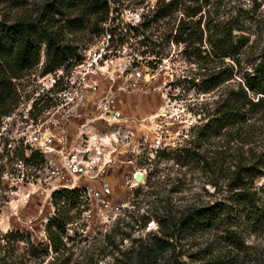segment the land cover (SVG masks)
<instances>
[{"label": "rangeland", "instance_id": "374dc122", "mask_svg": "<svg viewBox=\"0 0 264 264\" xmlns=\"http://www.w3.org/2000/svg\"><path fill=\"white\" fill-rule=\"evenodd\" d=\"M49 1L0 0V17L34 19ZM111 1L117 9H111L99 32L90 31L94 16L85 27L66 31L65 41L78 45V51L61 69L44 73L48 60L43 52L39 64L15 79L17 106L0 135V254L24 256L30 243L47 240L45 224L55 213L52 193L75 189L76 179L64 169L61 153L89 145L90 165L79 176L84 198L69 211L74 215L79 207H86L67 227L71 236L76 231L82 234L75 243L68 242L73 245L70 264H143L137 261V251L153 246V241L164 246L157 247L155 260L146 264L212 259L223 260L220 264H264V223L252 226L231 220L196 233H183L176 226L190 208L229 198L226 176L234 169L233 161L243 157L249 161L264 148V108L239 129H223L201 143L200 152L219 151L216 162L223 161L224 168L218 173L203 163H177L171 151L198 122L193 104L202 98L188 80L203 70L185 57L183 45L161 37V31L178 23L183 13L150 22L147 30L134 35L127 29L152 16L157 0ZM201 1L203 26L234 27L233 39L245 42L236 56L240 64L234 66L235 61L226 58L208 67L233 65L243 73L264 50V0ZM96 58L100 65L109 64L107 71L98 67V73L86 75ZM136 67L142 70L139 80L130 75ZM239 73L204 99L216 100L238 85ZM66 84L79 89L69 104L67 94L60 93ZM131 91L146 93L125 103ZM105 100H115L122 120L102 117L106 116ZM48 101L62 107L47 120L42 115L49 109ZM215 106L213 102L211 107ZM24 115L42 117L45 128L53 129L55 147L60 150L53 157L56 164L43 155L45 161L36 169L20 159L32 153L18 138L27 120ZM240 134L248 143L241 142ZM140 172L143 177L138 180L135 175ZM250 184L264 211V174ZM52 259L49 255L43 262L31 259L28 263L49 264Z\"/></svg>", "mask_w": 264, "mask_h": 264}, {"label": "trees", "instance_id": "16d2710c", "mask_svg": "<svg viewBox=\"0 0 264 264\" xmlns=\"http://www.w3.org/2000/svg\"><path fill=\"white\" fill-rule=\"evenodd\" d=\"M203 6L201 0H157L152 10L153 15L140 24L132 25L126 33L133 30L134 35H137L140 29L147 30L150 22H157L177 11L183 13L178 23L161 31V37L176 45H183L185 57L191 63H197L199 69L203 70L196 72L188 80L198 93H202V98H197L193 104L195 113L199 115L198 122L191 127L187 139L178 143L171 153L174 160L181 165L190 162L203 163L212 169V173H218V170L224 168L223 161L216 162L219 151L207 148L200 152L201 143L222 134L223 129H239L255 112L264 108V50L251 67L239 73L234 66L240 64L236 56L241 53L245 42L233 39L234 27H210L207 23L203 26ZM111 9H117L112 7L111 0H51L44 4L38 17L34 19L19 18L9 21L0 17V127L3 117L17 106L15 79L21 77L24 70L39 64L43 52L48 60L43 69L44 73L62 67L78 51V45L65 41L66 31L85 27V23L90 22L94 16L95 20L90 22V31L99 32L100 24L108 18ZM205 42L207 46H204ZM226 58L234 60V66L208 67V64L215 60L225 62ZM238 73V85L230 87L216 100L204 99ZM213 102L216 104L215 108L211 107ZM48 104L45 103V106ZM240 138L242 143H248L241 134ZM22 156L20 159H23L28 167L37 169V165L44 162L38 151H33L28 158L25 153ZM2 159L0 154V161ZM245 159L243 157L234 160V169L230 171V176H226L229 181V198L190 208L178 219L176 226L180 231L196 233L217 224H227L231 220L252 226L264 223V211L257 203L259 197L256 189H252L250 184L257 175L264 174V148L249 161ZM83 198L82 190L77 188L55 190L52 193L55 213L45 224L47 240L38 244L30 243L24 256L0 254V264H29L31 259H40L43 262L49 255L53 258L49 264H70L73 252L69 250L73 245L68 242L75 243L77 237L82 234L75 230V236H71L67 227L75 221V215H80L86 207H79L74 215L69 211L77 201H83ZM163 246L153 241L151 247H140L137 251V261L146 264L147 260H155V249ZM67 252L70 253L65 255ZM222 261L212 259L191 263L176 260L173 264H220Z\"/></svg>", "mask_w": 264, "mask_h": 264}, {"label": "built area", "instance_id": "2783aa9c", "mask_svg": "<svg viewBox=\"0 0 264 264\" xmlns=\"http://www.w3.org/2000/svg\"><path fill=\"white\" fill-rule=\"evenodd\" d=\"M108 38H109L108 39L109 41L111 38L110 35L108 36ZM107 53H109L108 50L104 54H107ZM100 57H102V54H100ZM94 62L95 64H97L98 58H96ZM130 75L133 80H139L143 76L142 70H140V68L138 67H136V69H134V71H132ZM78 92H79V89L73 88L70 84H66V86H64V88L60 91V93L67 94L66 100H68L69 98H72L73 101H74V97L78 95ZM120 101L122 102V100ZM46 107H49L48 110L55 108L59 111V109L62 106H54V103L50 102ZM102 107H104L103 113L106 115L105 117L102 115L103 118L114 120L115 118L118 117V118H121L122 120L121 110H119L118 107L115 105V100L102 101ZM58 111H56L54 114H56ZM54 114H51L47 118H50ZM36 117L37 116L30 119L28 115H24V118L27 120L23 122V127H20L21 133L18 138L20 139L21 142H23L26 145L27 149H29L31 152L38 151L42 156L44 155L46 157V159L50 162L51 165L56 164L53 158L54 154L58 152L60 153V150H57L55 147L56 135L53 129L45 128L44 123L42 122V117L44 119H47V118L44 117V114L42 115L40 119H35ZM9 118H12L10 114L3 117L2 124L0 127V135L6 129V121L9 120ZM90 149L91 148L88 145L85 147L81 146L79 148H75L67 152L66 154H64V152L61 153V155L63 156L62 162H63L64 169L76 179V181L74 180L75 189L76 188L80 189L79 188L80 187L79 176L85 173L86 169L90 165V157L86 156V154L89 152ZM63 186H66V185H63Z\"/></svg>", "mask_w": 264, "mask_h": 264}, {"label": "bare ground", "instance_id": "6f19581e", "mask_svg": "<svg viewBox=\"0 0 264 264\" xmlns=\"http://www.w3.org/2000/svg\"><path fill=\"white\" fill-rule=\"evenodd\" d=\"M90 68H89V72H87L86 73V75H92V73H91V71H94L93 73H98L99 72V70L97 71V69H98V67H102V69L106 72L107 71V66H109V64H106V65H100L99 63H97L96 64V67L97 68H95V62L93 63V64H90ZM90 75V76H91ZM68 102L67 103H70L71 101H73V99L72 98H69L68 100H67ZM56 111H58L57 109H55V108H52L51 110H48V111H46L45 113H44V117L45 118H47L48 116H50L51 114H54ZM118 118V117H117ZM117 118H115V119H117ZM106 141H109L110 139H108V138H106L105 139ZM136 178L138 179V180H140L142 177H143V173H137L136 175Z\"/></svg>", "mask_w": 264, "mask_h": 264}, {"label": "crops", "instance_id": "0c3cea01", "mask_svg": "<svg viewBox=\"0 0 264 264\" xmlns=\"http://www.w3.org/2000/svg\"><path fill=\"white\" fill-rule=\"evenodd\" d=\"M146 92L144 91H131L130 93H128V96L126 95V98L124 97V102L127 103V102H132V101H135V99L137 97H140L142 96V94H145Z\"/></svg>", "mask_w": 264, "mask_h": 264}]
</instances>
